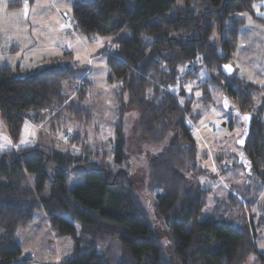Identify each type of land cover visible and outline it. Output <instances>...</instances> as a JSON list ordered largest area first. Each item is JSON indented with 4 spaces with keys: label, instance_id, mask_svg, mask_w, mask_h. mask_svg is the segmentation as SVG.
Here are the masks:
<instances>
[{
    "label": "trees",
    "instance_id": "1",
    "mask_svg": "<svg viewBox=\"0 0 264 264\" xmlns=\"http://www.w3.org/2000/svg\"><path fill=\"white\" fill-rule=\"evenodd\" d=\"M258 1L72 4L78 33L115 38L116 48L106 55V80L116 86L119 113L112 165L120 168L126 161L122 132L126 107L138 115L145 142H166L149 161L148 173L154 212L166 226L169 247L162 246L131 187L122 185L117 169L103 157L93 162L69 152L27 146L0 152V264L30 262L20 257L16 233L41 212L50 228L72 243L71 256L58 264H264V250L256 242L264 230V210L260 215L254 212L249 186H243L241 194L230 190L213 199L212 209L204 212L210 190L195 180L201 170L196 167L194 134L187 121L192 100H181L182 91H173L179 82L196 77L193 62L200 58L209 71L208 82L223 92L243 123L241 162L264 184V124L254 113L253 98L259 88L239 80L231 64L243 25L239 15L253 14ZM124 30L127 39L119 36ZM61 60L54 58L36 72L0 67V119L14 147L32 128L30 123L43 122L55 135L65 131L63 116L86 124L91 120L88 111L72 104L73 98L81 99L82 89L73 97L62 94V82L75 69L60 66ZM228 66L232 72L226 75ZM181 67H188L186 74H179ZM81 142L74 134L67 144ZM30 175L35 177L33 187L28 185ZM70 180L75 184L69 188Z\"/></svg>",
    "mask_w": 264,
    "mask_h": 264
},
{
    "label": "rangeland",
    "instance_id": "2",
    "mask_svg": "<svg viewBox=\"0 0 264 264\" xmlns=\"http://www.w3.org/2000/svg\"><path fill=\"white\" fill-rule=\"evenodd\" d=\"M75 1L79 0H0V36L9 30L11 40L17 47V51L9 56L3 55L0 50V67L19 64L22 69L41 70L49 65V58L61 57L60 66L75 69V73L62 82V94L73 97L82 89L84 93L81 99L73 98L72 104L91 115L88 124L63 116L65 131L60 129L55 135L49 133L43 122L30 123L32 128L21 137L17 147L10 144L6 127L0 119V152L38 146L61 153L69 152L93 162L103 157L113 170L117 169L115 173L121 175L118 178L122 185L131 187L146 212L150 228L160 237L162 246L168 249L166 226L154 212L148 173L149 161L165 148L166 142L158 145L145 142L138 115L126 107L122 117L126 161L120 168L112 165L111 151L119 113L115 99L116 86L106 80L109 72L106 55L116 48L115 38L78 33L72 20V4ZM15 3H21V6L9 7ZM26 5L28 10H25ZM119 36L127 39L129 33L124 30ZM66 52L71 54V58L64 57ZM193 66L198 67L196 77L179 82L173 91L175 94L182 91L181 100H192L191 115L187 121L194 134L196 167L201 170L195 180L201 187L210 190L204 212L207 214L212 209L213 199L222 198L230 190L241 194L243 186H249L253 210L260 215L264 210V184L248 172L241 162L242 137L245 133L243 123L226 101L223 92L208 82L210 74L201 65L200 58L193 62ZM178 71L184 75L188 67H181ZM261 97H264V93L255 94V105H259ZM74 134H78L82 142L78 145L67 144ZM181 145L184 146L183 143ZM234 164L236 167L231 168ZM34 179L33 175L28 177L30 187H33ZM73 184L75 182L70 180L69 188ZM48 188L47 185L43 195L48 193ZM38 215L39 222L28 229L31 236L18 239L23 252L20 257L29 254L31 258L38 259L43 255L46 257L48 252L56 253L57 256L63 254L68 238H62L54 232L52 236L46 216L42 212ZM260 232L256 240L257 247L264 250V230Z\"/></svg>",
    "mask_w": 264,
    "mask_h": 264
},
{
    "label": "crops",
    "instance_id": "3",
    "mask_svg": "<svg viewBox=\"0 0 264 264\" xmlns=\"http://www.w3.org/2000/svg\"><path fill=\"white\" fill-rule=\"evenodd\" d=\"M29 3V2H28ZM27 4V3H26ZM16 6L19 8L21 3H15L9 5V7ZM15 8V7H14ZM25 10H28L26 5ZM253 14H241L239 18L243 20V25L239 29L237 36V46L233 53L231 64L236 72V77L246 83H249L253 86L259 88L256 93H264V0H259L253 7ZM0 50L3 55H10V53H15L17 51V47L11 40V36L9 30H6L1 33L0 36ZM58 57L49 58L48 62L52 59ZM7 66V65H4ZM2 67V66H1ZM9 67V66H8ZM20 68L19 64H15L10 68ZM25 71L36 72L39 70H29L22 69ZM255 93V94H256ZM254 94V96H255ZM253 96V98H254ZM254 113L258 114L261 122L264 124V97H261L259 105H255L254 99ZM36 214L31 221V223L23 229H20L16 233V241L18 243L19 237L22 236V239L28 238L29 236V228L33 226L36 222H39L40 217ZM46 222L47 219H46ZM50 234H54L55 232L50 228ZM54 232V233H53ZM53 236V235H52ZM55 236V235H54ZM68 244L63 251V254L56 255V253H46V257L44 255L42 258H31L29 254L21 259H29L30 262L27 264H58L61 260L71 256V241H67ZM21 253L22 250H21Z\"/></svg>",
    "mask_w": 264,
    "mask_h": 264
},
{
    "label": "water",
    "instance_id": "4",
    "mask_svg": "<svg viewBox=\"0 0 264 264\" xmlns=\"http://www.w3.org/2000/svg\"><path fill=\"white\" fill-rule=\"evenodd\" d=\"M228 68H230V67L228 66ZM222 70H223V67H222ZM231 72H232V70H231V68H230V71L227 72V73L225 72V74H226V75H229V74H231Z\"/></svg>",
    "mask_w": 264,
    "mask_h": 264
},
{
    "label": "snow or ice",
    "instance_id": "5",
    "mask_svg": "<svg viewBox=\"0 0 264 264\" xmlns=\"http://www.w3.org/2000/svg\"><path fill=\"white\" fill-rule=\"evenodd\" d=\"M22 143H23V141H22Z\"/></svg>",
    "mask_w": 264,
    "mask_h": 264
}]
</instances>
